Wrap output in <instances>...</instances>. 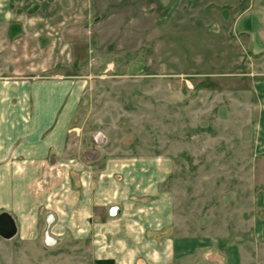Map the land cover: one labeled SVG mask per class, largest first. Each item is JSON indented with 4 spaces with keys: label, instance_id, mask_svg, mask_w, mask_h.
<instances>
[{
    "label": "rangeland",
    "instance_id": "rangeland-1",
    "mask_svg": "<svg viewBox=\"0 0 264 264\" xmlns=\"http://www.w3.org/2000/svg\"><path fill=\"white\" fill-rule=\"evenodd\" d=\"M10 2L0 82L71 81L68 156L163 160L173 220L148 234L166 259L42 232L0 264H264V0Z\"/></svg>",
    "mask_w": 264,
    "mask_h": 264
},
{
    "label": "crops",
    "instance_id": "crops-1",
    "mask_svg": "<svg viewBox=\"0 0 264 264\" xmlns=\"http://www.w3.org/2000/svg\"><path fill=\"white\" fill-rule=\"evenodd\" d=\"M10 1L0 0V25L13 31ZM17 80L0 82V214L14 218L17 237H89L100 254L123 263L153 252L169 257L149 236L173 220L172 197L160 189L167 163L111 157L98 167L96 158H70L66 131L77 106L74 84Z\"/></svg>",
    "mask_w": 264,
    "mask_h": 264
},
{
    "label": "water",
    "instance_id": "water-1",
    "mask_svg": "<svg viewBox=\"0 0 264 264\" xmlns=\"http://www.w3.org/2000/svg\"><path fill=\"white\" fill-rule=\"evenodd\" d=\"M17 224L9 213L0 214V237L10 240L17 235Z\"/></svg>",
    "mask_w": 264,
    "mask_h": 264
}]
</instances>
